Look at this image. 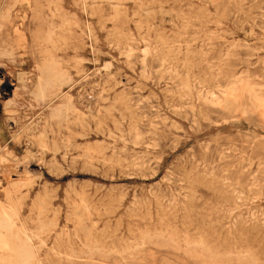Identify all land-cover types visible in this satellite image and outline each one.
I'll return each instance as SVG.
<instances>
[{
  "label": "rangeland",
  "instance_id": "rangeland-1",
  "mask_svg": "<svg viewBox=\"0 0 264 264\" xmlns=\"http://www.w3.org/2000/svg\"><path fill=\"white\" fill-rule=\"evenodd\" d=\"M36 9L0 0L11 240L34 264H264V0Z\"/></svg>",
  "mask_w": 264,
  "mask_h": 264
},
{
  "label": "bare ground",
  "instance_id": "bare-ground-1",
  "mask_svg": "<svg viewBox=\"0 0 264 264\" xmlns=\"http://www.w3.org/2000/svg\"><path fill=\"white\" fill-rule=\"evenodd\" d=\"M34 4L37 6V9L35 10V13L37 15H40L41 11L44 8V5H46L49 9L51 8H60L62 1L63 0H33ZM44 2V5L41 2ZM25 2L29 5L31 3V0H25ZM256 2V1H255ZM83 4L85 6L86 2H83ZM117 8V6H116ZM141 8V7H140ZM162 14V13H161ZM62 27V26H61ZM61 27L59 29H61ZM58 29V30H59ZM57 30V29H56ZM17 32V37L18 40L20 41V43L24 42V37L25 34L20 31V30H16ZM263 32V31H262ZM203 51V50H202ZM147 52V51H146ZM256 52V51H255ZM134 53V52H133ZM131 55V54H130ZM259 56V55H258ZM148 57V56H147ZM94 62V61H93ZM25 64V63H24ZM52 64V63H51ZM111 65V64H110ZM112 66V65H111ZM8 67V66H7ZM106 68V67H105ZM108 68V67H107ZM40 69H46L45 67L40 68ZM104 69V68H103ZM51 71V70H50ZM110 71V70H109ZM106 72V71H105ZM49 74V73H48ZM47 74V75H48ZM22 74H20L21 76ZM106 75V74H105ZM19 76V74H18ZM113 77V76H112ZM8 77H4L3 79H0L1 84L4 88H8V83L11 81H9V79H7ZM242 81V80H241ZM20 83H22L23 85H25V80L24 78H21L19 80ZM243 82V81H242ZM249 84V83H248ZM54 85V80L52 78V76L49 77H44V76H40V78H38V83H37V87H36V92H37V96L40 98H46L48 97L49 94H51V89ZM56 85V84H55ZM60 85V83H59ZM246 86V85H245ZM12 87V86H11ZM63 87V86H62ZM234 87V86H233ZM253 87V86H252ZM258 87V86H257ZM243 88V87H241ZM247 88V87H246ZM259 88V87H258ZM264 88V87H262ZM25 89V88H24ZM253 89V88H252ZM3 90V89H2ZM10 90V89H9ZM27 91V90H26ZM154 91V90H153ZM92 92V91H91ZM95 92V91H94ZM249 93V92H248ZM92 95V94H91ZM232 95V94H231ZM31 96V95H30ZM102 96V95H101ZM215 96V95H213ZM234 97V95H232ZM215 98V97H214ZM257 99V98H256ZM261 100V99H260ZM222 101V100H221ZM259 101V100H258ZM264 101V99H262V102ZM261 102V103H262ZM258 103V102H257ZM40 105V104H39ZM19 106V105H18ZM21 106V105H20ZM87 106V105H86ZM17 107V106H16ZM27 107V106H26ZM58 107V106H57ZM63 107V106H62ZM34 108V107H33ZM59 108V107H58ZM62 109V108H61ZM65 109V108H64ZM263 109V108H262ZM30 110V109H29ZM42 110V109H41ZM50 110V109H49ZM73 110V109H72ZM88 110H91V108L89 107ZM53 112V111H52ZM57 112V110L55 111ZM58 112H62V111H58ZM70 112V110H69ZM99 112V111H98ZM60 114V113H59ZM62 114H60L61 116ZM51 116V115H50ZM54 117V116H53ZM64 117V116H63ZM62 117V118H63ZM66 117V116H65ZM55 119V118H54ZM57 119V118H56ZM59 119V118H58ZM11 120V119H10ZM61 120V118H60ZM59 120V121H60ZM65 120V119H64ZM14 121V120H13ZM235 121V120H234ZM15 122V121H14ZM176 122V121H175ZM233 122V121H231ZM229 124V123H228ZM15 125V124H14ZM195 125V124H194ZM11 128V127H10ZM3 132V131H2ZM30 132V131H29ZM38 132V131H37ZM2 134V133H1ZM28 134V133H27ZM150 135V134H149ZM30 136V135H29ZM45 136V135H44ZM47 138V137H46ZM103 138V137H102ZM141 138V136H140ZM43 139V138H42ZM138 139V138H137ZM3 140V138H2ZM42 142V141H41ZM40 142V143H41ZM56 142V141H55ZM56 145V144H55ZM136 145V144H134ZM42 147V146H41ZM134 147V146H133ZM137 147V146H136ZM44 149V148H43ZM55 150V149H53ZM28 168V167H27ZM166 168V167H165ZM6 169V168H4ZM29 169V168H28ZM1 170V168H0ZM11 174V173H10ZM41 174V173H40ZM26 175V174H25ZM23 180V179H22ZM20 181V180H19ZM24 181V180H23ZM22 181V182H23ZM162 181V180H161ZM16 183V182H15ZM17 184V183H16ZM154 184V183H153ZM15 185V184H14ZM20 185V184H18ZM48 198V196H47ZM24 199V198H23ZM238 200V199H237ZM137 201V200H136ZM41 206V205H40ZM76 207V206H75ZM45 211V210H42ZM79 212H77L78 214ZM14 214V213H13ZM56 214V213H55ZM80 214V213H79ZM16 216V215H15ZM14 218V216H13ZM84 222V221H83ZM15 223L12 221L11 216L3 209L0 210V264H34V255L32 253V251L30 250L28 244H27V240L28 238H26V240L19 235L16 236V240H11V236H9L10 232L12 231L13 227ZM45 226V224H43ZM46 228V227H45ZM43 231V230H42ZM41 231V232H42ZM22 233V234H21ZM21 235H24L25 232H20ZM148 237V236H147ZM160 238V237H159ZM32 242V241H31ZM39 247V246H38ZM138 248V247H137ZM76 257V256H75ZM76 259V258H75ZM173 263V262H172Z\"/></svg>",
  "mask_w": 264,
  "mask_h": 264
}]
</instances>
